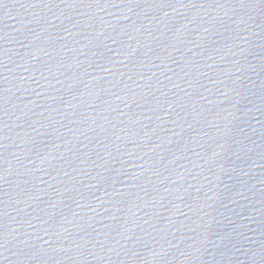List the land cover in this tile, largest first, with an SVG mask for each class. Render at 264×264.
Returning <instances> with one entry per match:
<instances>
[{"label":"water","instance_id":"1","mask_svg":"<svg viewBox=\"0 0 264 264\" xmlns=\"http://www.w3.org/2000/svg\"><path fill=\"white\" fill-rule=\"evenodd\" d=\"M0 264H264V0H1Z\"/></svg>","mask_w":264,"mask_h":264}]
</instances>
